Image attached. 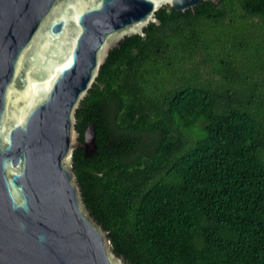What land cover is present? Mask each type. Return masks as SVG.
<instances>
[{"label": "trees", "instance_id": "trees-1", "mask_svg": "<svg viewBox=\"0 0 264 264\" xmlns=\"http://www.w3.org/2000/svg\"><path fill=\"white\" fill-rule=\"evenodd\" d=\"M156 17L77 108L84 203L129 264H264V0Z\"/></svg>", "mask_w": 264, "mask_h": 264}, {"label": "water", "instance_id": "water-1", "mask_svg": "<svg viewBox=\"0 0 264 264\" xmlns=\"http://www.w3.org/2000/svg\"><path fill=\"white\" fill-rule=\"evenodd\" d=\"M202 1L0 0V264H129L84 203L76 111L121 39Z\"/></svg>", "mask_w": 264, "mask_h": 264}, {"label": "bare ground", "instance_id": "bare-ground-1", "mask_svg": "<svg viewBox=\"0 0 264 264\" xmlns=\"http://www.w3.org/2000/svg\"><path fill=\"white\" fill-rule=\"evenodd\" d=\"M67 63H68V62H67ZM67 63H66V64H67Z\"/></svg>", "mask_w": 264, "mask_h": 264}]
</instances>
